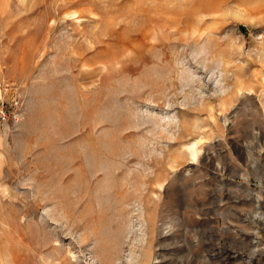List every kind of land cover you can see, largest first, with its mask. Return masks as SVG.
Here are the masks:
<instances>
[{"label": "rangeland", "instance_id": "374dc122", "mask_svg": "<svg viewBox=\"0 0 264 264\" xmlns=\"http://www.w3.org/2000/svg\"><path fill=\"white\" fill-rule=\"evenodd\" d=\"M0 99V264H264V0H0Z\"/></svg>", "mask_w": 264, "mask_h": 264}, {"label": "built area", "instance_id": "2783aa9c", "mask_svg": "<svg viewBox=\"0 0 264 264\" xmlns=\"http://www.w3.org/2000/svg\"><path fill=\"white\" fill-rule=\"evenodd\" d=\"M10 101V102H9ZM1 100L0 99V124H7L15 115L16 109H18V100ZM15 118V117H14Z\"/></svg>", "mask_w": 264, "mask_h": 264}, {"label": "bare ground", "instance_id": "6f19581e", "mask_svg": "<svg viewBox=\"0 0 264 264\" xmlns=\"http://www.w3.org/2000/svg\"><path fill=\"white\" fill-rule=\"evenodd\" d=\"M190 151H191L192 159H195L196 152L194 150H192V149ZM150 257H151V249L147 248L146 256H145V264H148V261H149Z\"/></svg>", "mask_w": 264, "mask_h": 264}, {"label": "trees", "instance_id": "16d2710c", "mask_svg": "<svg viewBox=\"0 0 264 264\" xmlns=\"http://www.w3.org/2000/svg\"><path fill=\"white\" fill-rule=\"evenodd\" d=\"M241 27V29H243V27L242 26H240Z\"/></svg>", "mask_w": 264, "mask_h": 264}]
</instances>
